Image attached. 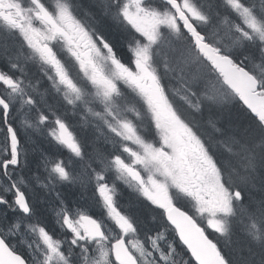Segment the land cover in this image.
<instances>
[{"label":"snow or ice","instance_id":"obj_1","mask_svg":"<svg viewBox=\"0 0 264 264\" xmlns=\"http://www.w3.org/2000/svg\"><path fill=\"white\" fill-rule=\"evenodd\" d=\"M0 264H264V0H0Z\"/></svg>","mask_w":264,"mask_h":264},{"label":"trees","instance_id":"obj_2","mask_svg":"<svg viewBox=\"0 0 264 264\" xmlns=\"http://www.w3.org/2000/svg\"><path fill=\"white\" fill-rule=\"evenodd\" d=\"M131 198H132L131 196L127 195V197H124V200H125V202H126L127 200H129V199H131Z\"/></svg>","mask_w":264,"mask_h":264}]
</instances>
